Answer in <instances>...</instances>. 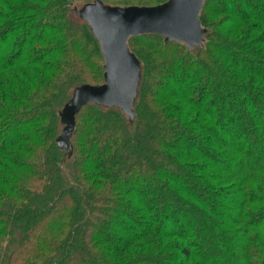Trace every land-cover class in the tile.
<instances>
[{"label": "trees", "instance_id": "obj_1", "mask_svg": "<svg viewBox=\"0 0 264 264\" xmlns=\"http://www.w3.org/2000/svg\"><path fill=\"white\" fill-rule=\"evenodd\" d=\"M73 1L0 0V264H264V0H206L196 54L131 38L136 123L83 106L69 186L54 107L103 81Z\"/></svg>", "mask_w": 264, "mask_h": 264}, {"label": "water", "instance_id": "obj_2", "mask_svg": "<svg viewBox=\"0 0 264 264\" xmlns=\"http://www.w3.org/2000/svg\"><path fill=\"white\" fill-rule=\"evenodd\" d=\"M206 0H163L156 4H114L107 0L70 2L68 14L84 24L96 41L103 60V81H75L66 98L54 107L57 116L54 143L61 153L58 169L67 185L75 186L73 134L76 116L85 106L115 111L132 130L144 79L142 59L130 48L129 40L139 35H156L163 42H177L192 54L205 46L210 29L202 24Z\"/></svg>", "mask_w": 264, "mask_h": 264}, {"label": "rangeland", "instance_id": "obj_3", "mask_svg": "<svg viewBox=\"0 0 264 264\" xmlns=\"http://www.w3.org/2000/svg\"><path fill=\"white\" fill-rule=\"evenodd\" d=\"M75 1H78V0H75ZM101 61H102V63H103V60H101ZM101 80H103V78H102ZM101 80H100V81H101ZM231 120H236V118H231ZM226 127H227V126H222V128H224V129H225ZM239 127H240L239 129H241V130H243L244 128H246L244 125H243V126L240 125Z\"/></svg>", "mask_w": 264, "mask_h": 264}]
</instances>
